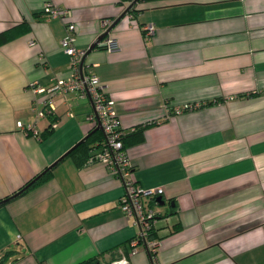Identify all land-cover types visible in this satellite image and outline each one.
I'll return each instance as SVG.
<instances>
[{
  "label": "crops",
  "instance_id": "obj_1",
  "mask_svg": "<svg viewBox=\"0 0 264 264\" xmlns=\"http://www.w3.org/2000/svg\"><path fill=\"white\" fill-rule=\"evenodd\" d=\"M134 1L0 0V34L9 33L0 39V255L16 250L9 264H264V0ZM48 2L67 14L46 19ZM67 22L124 135L147 124L125 150L134 181L163 188L162 204L144 200L156 237L135 239L138 225L119 206L122 178L93 159L101 146L68 154L102 131L91 98L33 89L71 75ZM49 98L51 114L39 115ZM185 103L193 107L178 109Z\"/></svg>",
  "mask_w": 264,
  "mask_h": 264
},
{
  "label": "built area",
  "instance_id": "obj_2",
  "mask_svg": "<svg viewBox=\"0 0 264 264\" xmlns=\"http://www.w3.org/2000/svg\"><path fill=\"white\" fill-rule=\"evenodd\" d=\"M43 14L46 19L52 17H64L67 14L65 7L53 3H46L43 6ZM109 25V21H102L103 28ZM144 32L149 35L153 33L154 27L151 23L143 26ZM102 44L108 50L117 47L116 40L105 34L102 37ZM34 43L30 40V44ZM62 49L70 58L72 73L67 78H59L48 88L35 86L34 91L46 90L50 93L75 90L79 95L89 96L93 104L94 117L99 122L104 133V142L100 150L94 155L93 159L101 161L112 172L118 173L124 182V193L120 196L119 206L126 218H134L138 225L136 240L140 237L148 236L150 230L154 226L155 212L152 208L145 206V199H152L157 203L156 198L161 196L163 188L157 187H141L131 177V165L123 144V130L119 125V120L114 110L113 100L104 92L103 86L98 76L93 71H86L83 67V58L86 50L78 47L74 41V23L67 22L65 25V35L60 42ZM46 110H40L39 115L51 114L53 105L51 98L45 101ZM193 107V104L185 103L178 109H186ZM17 125L21 126V122L17 121ZM54 125V123H53ZM135 245V241L132 243ZM150 245L154 250L156 242L150 241ZM125 260H115L110 264H125Z\"/></svg>",
  "mask_w": 264,
  "mask_h": 264
},
{
  "label": "trees",
  "instance_id": "obj_3",
  "mask_svg": "<svg viewBox=\"0 0 264 264\" xmlns=\"http://www.w3.org/2000/svg\"><path fill=\"white\" fill-rule=\"evenodd\" d=\"M127 12H129V13L133 12V6H129L127 8ZM8 36H9V33H7V32L2 33V34H0V39L6 40L8 38ZM101 45L104 46L102 43H101ZM49 117L51 118V122H50V125L48 128L53 126V123L55 122L54 121L55 119L53 118V116L49 115ZM146 125L147 124L134 129L133 131H131V133H128L125 135L123 134L122 140H123L124 148H125V144L132 142V141L142 139V132H143V129L146 127ZM129 137H130V140H128ZM103 140H104V133H102V131L100 129H94L82 141H80L76 146L71 148L68 151V154H75L76 152L83 150L85 152L86 157L91 156L94 150L100 148ZM50 173H51V166L47 167L41 173L37 174L35 177H33L32 179L27 181L25 183L24 187L21 188L20 192L22 193V192L28 190L29 188H31L32 186L40 183L41 181L46 179L50 175ZM8 197L9 196L5 197V200L8 199ZM1 201L2 200L0 199V202ZM149 235L152 237L157 236V232H156L154 226L150 230L148 236ZM16 252L17 251L14 249L5 250L2 253V255H0V264H9L13 260H15L16 259V257H15ZM114 258L115 257H112V259H114ZM96 261H98L97 257H91V258H88V259L80 262L79 264H93Z\"/></svg>",
  "mask_w": 264,
  "mask_h": 264
},
{
  "label": "water",
  "instance_id": "obj_4",
  "mask_svg": "<svg viewBox=\"0 0 264 264\" xmlns=\"http://www.w3.org/2000/svg\"><path fill=\"white\" fill-rule=\"evenodd\" d=\"M135 1H136V0H135ZM135 1H134V2H135ZM105 34H106V33H102V34L99 36L98 40H101L102 37H103ZM94 46H95V44L91 45V46L89 47L88 50H91ZM99 127H100V126H99V124H98V125H97V128H99ZM160 199H161L160 196H158V197L156 198L157 202H158L159 204H162L163 201H161ZM93 264H101V263H100L99 261H96V262H94Z\"/></svg>",
  "mask_w": 264,
  "mask_h": 264
}]
</instances>
